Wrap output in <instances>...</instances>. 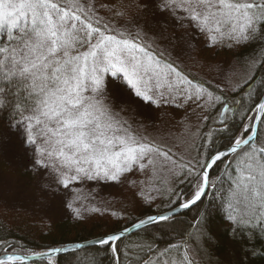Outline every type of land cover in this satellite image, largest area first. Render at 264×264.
Here are the masks:
<instances>
[{
    "label": "snow or ice",
    "instance_id": "1",
    "mask_svg": "<svg viewBox=\"0 0 264 264\" xmlns=\"http://www.w3.org/2000/svg\"><path fill=\"white\" fill-rule=\"evenodd\" d=\"M198 39L206 47L264 42V0H0V118L7 129L0 145L15 136L29 155L28 170L40 177L41 203L47 204L46 196H62L64 207L82 218V211H101L84 208L92 191H85L87 182L126 185L149 205L164 185L167 212L97 239L115 264L122 256L127 264H195L187 242L182 251L169 246L176 255L165 249L146 259L140 255L144 246L122 245L133 229L169 226L179 209L202 202L209 187L216 188L209 170L225 160L232 176L225 202L232 238L243 243L256 239L257 230L264 234V98L246 107L234 128L228 113L234 118L239 109L229 104L220 84L192 74L172 56L170 49L194 48ZM257 63L249 61L252 69ZM252 79L249 74L243 83ZM225 80L231 84V76ZM235 88L244 91L242 84ZM125 92L157 109H219L218 131L230 134L228 142L202 160L185 162L145 134L142 123L129 122L126 106L117 105ZM247 96L252 100L251 90ZM215 143L213 137L211 146ZM184 181L190 193L177 190ZM205 225L202 213L192 224L198 238L209 235ZM147 247L151 252L152 245ZM68 250L28 252L0 241V264H29L30 257L58 264L54 254Z\"/></svg>",
    "mask_w": 264,
    "mask_h": 264
},
{
    "label": "rangeland",
    "instance_id": "2",
    "mask_svg": "<svg viewBox=\"0 0 264 264\" xmlns=\"http://www.w3.org/2000/svg\"><path fill=\"white\" fill-rule=\"evenodd\" d=\"M100 3L115 4L117 0H99ZM128 0H125L127 3ZM105 15V13H101ZM119 26L121 21L115 20ZM151 34V33H150ZM194 48H186L179 45L176 49H170L172 56L178 58L186 70L192 74L203 77L205 81H211L213 85L220 84L223 91H233L235 85H241L253 72L249 61L255 58L238 60L230 55L243 45L229 48L226 44L215 47H206L202 39L193 41ZM161 48L165 44L161 43ZM181 50L183 53L181 54ZM257 61V60H256ZM226 76H231V84H226ZM236 89V88H235ZM124 105L127 109L126 118L134 126L142 123L146 128L145 134L149 135L159 145L171 148L173 153L182 155L184 161L202 159V153L198 149V133L206 119L207 111H201L195 106L178 108L164 106L157 109L144 105L129 92L123 93L117 98V105ZM195 113V114H194ZM6 126L3 128L0 138H5ZM264 138V134H262ZM31 163L29 155L20 147L19 141L12 137L11 141L0 145V212L5 214L11 223L20 221L23 223H36L40 230L46 232L53 225L69 221L105 220L116 222L123 219L128 212H136L145 206H162L170 203L167 194L163 192L164 185H158L162 190L156 202L149 205L132 196L127 191L126 185L115 183L87 182L85 191L91 189V196L83 202L84 208H99L100 212L82 211V218H76L72 212L63 205L62 196L55 198L45 197L47 204L41 203L43 193L40 188V177L28 170ZM152 195H157L153 192ZM207 196V195H205ZM204 196V197H205ZM174 199V198H173ZM116 213V215H112ZM196 229L187 242L190 255L196 263L211 264L213 259L209 256V250L204 243V238H198ZM169 249V255H176V249ZM181 251L183 249H180Z\"/></svg>",
    "mask_w": 264,
    "mask_h": 264
},
{
    "label": "trees",
    "instance_id": "3",
    "mask_svg": "<svg viewBox=\"0 0 264 264\" xmlns=\"http://www.w3.org/2000/svg\"><path fill=\"white\" fill-rule=\"evenodd\" d=\"M230 55L238 60L252 59L258 61L255 69L251 73L253 77L247 84L242 83L244 91L239 88L233 91H223L227 96L228 102L232 107H236L239 111L235 114L228 113L232 118L230 123L233 127L240 124V115L246 107H251L254 102L264 93V42L253 41L245 44L237 51L230 52ZM195 75V74H194ZM204 79V78H203ZM248 79V78H247ZM246 79V80H247ZM205 80V79H204ZM249 84L251 89H249ZM220 94V90L213 89ZM251 90L252 100L248 99L247 93ZM240 100L243 103L237 105L234 102ZM207 119L202 125L198 133L197 145L202 153V159L207 155L209 150L220 148L221 145L227 144V137L230 134L220 133L218 129L219 117L217 115L219 109H206ZM253 113H249L252 115ZM6 126L5 121L0 118V135ZM212 134L211 136L209 134ZM215 138V146H211V139ZM200 159V160H202ZM224 162H218L213 169H210V179L215 182L216 188L211 187L208 196L202 199L190 208L175 215V222L169 226L164 224H148L138 231L127 235L124 238L122 247L129 244H139L144 246V253L140 255L146 259L149 255L154 256L156 251H163L170 245H180L183 249L185 242L191 238L195 228L192 224L195 218L202 213L206 215V231L209 234L204 237V243L209 250V256L213 259L211 264H264V234H260L257 230V238L251 242H237L232 238V225L226 219L225 202L228 198V189L232 176L226 172ZM177 190L185 194L190 193L192 188L188 181L179 183ZM170 203L162 206H145L136 212H128L123 215V219L116 222H107L105 220H91L90 222L79 220L77 222H64L53 225L46 232L41 231L36 223H23L16 221L11 223L5 214L0 212V241H7L10 244H16L21 248L32 251H41L57 246L68 245L73 242L89 240L95 237L110 234L127 227L135 221L142 219L148 215L157 212H164L169 209ZM148 245H152V251L149 252ZM138 251V250H137ZM115 264L111 253L107 252L106 246L92 245L73 251H68L56 256L54 259L58 264ZM29 264H48L47 260L38 259L29 261ZM121 264H127L122 256ZM195 264H200L196 263Z\"/></svg>",
    "mask_w": 264,
    "mask_h": 264
},
{
    "label": "water",
    "instance_id": "4",
    "mask_svg": "<svg viewBox=\"0 0 264 264\" xmlns=\"http://www.w3.org/2000/svg\"><path fill=\"white\" fill-rule=\"evenodd\" d=\"M261 98H264V93H263V95L261 96ZM227 164H228V161H226V163H225V167L227 166ZM178 207V206H177ZM169 210V209H168ZM168 210H166V211H164V212H167ZM184 210H186V209H179L177 212H176V214L177 213H180V212H182V211H184ZM156 214V213H155ZM151 215H154V214H151ZM147 217V216H146ZM146 217H144V218H142V219H146ZM139 220H141V219H139ZM139 220H137V221H135L134 223H138L139 222ZM134 223H132V224H134ZM132 224L131 225H129V226H127V227H129V228H131V226H132ZM146 225H148V224H145L144 226H146ZM143 226V227H144ZM139 229H133L129 234H131V233H134V232H136V231H138ZM119 231V230H118ZM115 232H117V231H115ZM113 233V232H112ZM128 234V235H129ZM105 235H103V236H99V237H95V238H92V239H89V240H85V241H80V242H73V243H70V244H68V245H64L63 247H66V248H68L69 250L68 251H73V250H77L75 247H74V245L75 244H80L81 245V248H84V247H87V246H92V245H97V243H96V241H97V239H99V238H103ZM57 247H61V246H57ZM80 249V248H79ZM48 249H44V250H41V251H47ZM67 251V252H68ZM39 252V251H38ZM63 253H65V252H63ZM60 254H62V253H60ZM60 254H54V258L56 257V256H58V255H60ZM38 259H41L40 257H30V260L29 261H32V260H38Z\"/></svg>",
    "mask_w": 264,
    "mask_h": 264
},
{
    "label": "bare ground",
    "instance_id": "5",
    "mask_svg": "<svg viewBox=\"0 0 264 264\" xmlns=\"http://www.w3.org/2000/svg\"><path fill=\"white\" fill-rule=\"evenodd\" d=\"M227 161V160H226ZM210 171V170H209ZM210 190H211V187H209V189H208V192H207V196L209 195V193H210ZM204 198V197H203ZM202 198V199H203ZM198 203V202H197ZM183 212V211H182ZM178 214V213H177ZM176 215V214H175Z\"/></svg>",
    "mask_w": 264,
    "mask_h": 264
}]
</instances>
